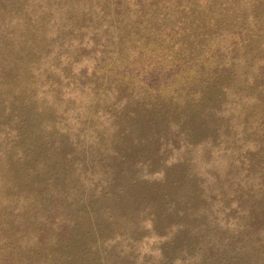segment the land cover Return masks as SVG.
<instances>
[{"label":"rangeland","instance_id":"374dc122","mask_svg":"<svg viewBox=\"0 0 264 264\" xmlns=\"http://www.w3.org/2000/svg\"><path fill=\"white\" fill-rule=\"evenodd\" d=\"M0 264H264V0H0Z\"/></svg>","mask_w":264,"mask_h":264}]
</instances>
